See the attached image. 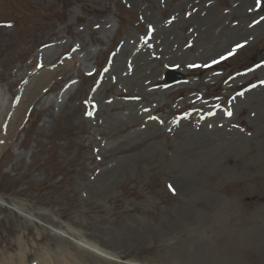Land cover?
I'll return each instance as SVG.
<instances>
[{"label": "rangeland", "instance_id": "374dc122", "mask_svg": "<svg viewBox=\"0 0 264 264\" xmlns=\"http://www.w3.org/2000/svg\"><path fill=\"white\" fill-rule=\"evenodd\" d=\"M62 1L0 0V264H264V31L225 51L264 19V0ZM214 13L196 37L197 18ZM159 24L215 64L172 66L176 84L160 64L166 94L126 91L107 67L123 41L162 39ZM238 93L236 110H220L253 155L179 158L169 123ZM129 100L157 106L159 125L124 141Z\"/></svg>", "mask_w": 264, "mask_h": 264}, {"label": "bare ground", "instance_id": "6f19581e", "mask_svg": "<svg viewBox=\"0 0 264 264\" xmlns=\"http://www.w3.org/2000/svg\"><path fill=\"white\" fill-rule=\"evenodd\" d=\"M223 15L220 13L207 14L201 19L196 20L198 35L208 38L209 32L213 28V25L221 21ZM157 31H160L162 39H157L153 46L150 43H146L145 40L140 42L134 40L132 43L129 40H125L121 43L116 56L107 67V76L114 75L126 91L142 90L147 85L156 86L150 93L160 91L166 94L168 91L164 90L166 87L163 85L160 88V80L156 77V74L152 71L153 67L160 64H166L169 66H175L180 68L182 72L190 69L205 70L209 65L214 63V60L196 59L194 56H189L183 47V44L178 42L176 35L170 36V29L166 24H159ZM264 31V19L258 18L257 22L247 27L242 33V41L235 40L228 45L225 51L233 50L236 46L246 42L252 35L258 34ZM156 32H154V35ZM207 34V36H206ZM155 37V36H154ZM223 51V52H225ZM176 61L177 65L173 63L168 66V62ZM233 85L240 83L244 80V76H236L232 78ZM182 85V84H181ZM179 85V87H181ZM69 85L65 86L63 92H66ZM101 86L96 93L91 95V99H95ZM120 91V90H119ZM120 93V92H119ZM205 95V93H204ZM244 94L238 93L235 96L229 97L226 103L208 101L209 107L205 110L202 109V105H198L197 111H186L179 118H175L171 121L170 129L174 130V136L176 141V154L182 160L189 162H196L201 159L212 160L215 158L231 156L246 157L253 155V139L244 133L240 128L233 126L230 123L228 117L223 114L224 111L220 109H226V112L231 109H237L241 103ZM142 99L144 95H141ZM197 101L194 97H189L185 105L194 104ZM148 104H152L153 100H147ZM114 107L115 104H109ZM184 105V104H183ZM184 105V106H185ZM202 107H201V106ZM122 109V118L127 123L129 133L125 136L124 141H129L133 136H137L141 133V129H147L149 127L158 128V121L152 119V113L157 110V106L148 108V106L142 109L132 101H127L123 105H119ZM180 107L172 108V111L179 110ZM191 110V109H189ZM259 118L264 123V100L255 112V119ZM162 120V119H161ZM164 120H162V123ZM141 130V131H139ZM262 153L264 155V141L262 144ZM0 202L3 200L0 198ZM4 204V203H3ZM5 205V204H4ZM6 206V205H5ZM45 264L47 261H43ZM23 263V261H21ZM3 264H15L11 259H6Z\"/></svg>", "mask_w": 264, "mask_h": 264}, {"label": "water", "instance_id": "95a60500", "mask_svg": "<svg viewBox=\"0 0 264 264\" xmlns=\"http://www.w3.org/2000/svg\"><path fill=\"white\" fill-rule=\"evenodd\" d=\"M184 78V76H181V75H168L167 76V81L170 82V83H173V82H178V81H181L182 79Z\"/></svg>", "mask_w": 264, "mask_h": 264}, {"label": "snow or ice", "instance_id": "6c2138e0", "mask_svg": "<svg viewBox=\"0 0 264 264\" xmlns=\"http://www.w3.org/2000/svg\"><path fill=\"white\" fill-rule=\"evenodd\" d=\"M231 113H229V115H230Z\"/></svg>", "mask_w": 264, "mask_h": 264}]
</instances>
